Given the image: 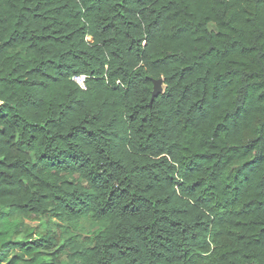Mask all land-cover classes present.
I'll use <instances>...</instances> for the list:
<instances>
[{
	"label": "trees",
	"instance_id": "16d2710c",
	"mask_svg": "<svg viewBox=\"0 0 264 264\" xmlns=\"http://www.w3.org/2000/svg\"><path fill=\"white\" fill-rule=\"evenodd\" d=\"M30 214L61 233L14 241ZM54 247L264 264V0H0V264Z\"/></svg>",
	"mask_w": 264,
	"mask_h": 264
},
{
	"label": "rangeland",
	"instance_id": "374dc122",
	"mask_svg": "<svg viewBox=\"0 0 264 264\" xmlns=\"http://www.w3.org/2000/svg\"><path fill=\"white\" fill-rule=\"evenodd\" d=\"M208 27L213 29V25L209 24ZM12 220L16 222L20 226V232L13 235L14 241L20 240H27L30 234H34L35 237H40L47 231H52L55 234L61 233L60 231V224L62 222L58 221L54 217H50L48 214L45 215H15L13 216ZM82 229L80 231V235L78 236V241L82 242L83 244H90L91 240L93 239L95 233L97 232V228L92 224L91 221L85 220L81 222ZM64 239V237H62ZM57 247H54L48 251V255H46L47 259H50L51 253L56 251ZM66 254H57L54 255L58 256L59 264H68L67 258V250H65ZM53 256V255H52ZM55 256V257H56Z\"/></svg>",
	"mask_w": 264,
	"mask_h": 264
},
{
	"label": "water",
	"instance_id": "95a60500",
	"mask_svg": "<svg viewBox=\"0 0 264 264\" xmlns=\"http://www.w3.org/2000/svg\"><path fill=\"white\" fill-rule=\"evenodd\" d=\"M152 83H153V90H152L151 102L153 101V99H155L158 95H160L163 92L162 79H152Z\"/></svg>",
	"mask_w": 264,
	"mask_h": 264
},
{
	"label": "built area",
	"instance_id": "2783aa9c",
	"mask_svg": "<svg viewBox=\"0 0 264 264\" xmlns=\"http://www.w3.org/2000/svg\"><path fill=\"white\" fill-rule=\"evenodd\" d=\"M83 79L84 77L83 76H78V77H75L74 80L82 87L84 88V83H83Z\"/></svg>",
	"mask_w": 264,
	"mask_h": 264
}]
</instances>
